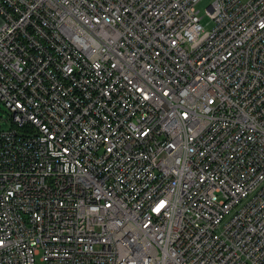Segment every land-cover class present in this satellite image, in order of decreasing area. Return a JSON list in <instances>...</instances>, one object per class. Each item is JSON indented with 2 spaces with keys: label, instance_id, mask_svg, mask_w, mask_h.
I'll list each match as a JSON object with an SVG mask.
<instances>
[{
  "label": "built area",
  "instance_id": "built-area-1",
  "mask_svg": "<svg viewBox=\"0 0 264 264\" xmlns=\"http://www.w3.org/2000/svg\"><path fill=\"white\" fill-rule=\"evenodd\" d=\"M0 0V264H264V0Z\"/></svg>",
  "mask_w": 264,
  "mask_h": 264
},
{
  "label": "rangeland",
  "instance_id": "rangeland-1",
  "mask_svg": "<svg viewBox=\"0 0 264 264\" xmlns=\"http://www.w3.org/2000/svg\"><path fill=\"white\" fill-rule=\"evenodd\" d=\"M210 3L211 0H199L196 4V8L199 10V15L201 16L200 22L206 29H209L211 27V20L207 13V7ZM8 118L9 112L2 101H0V128L8 126Z\"/></svg>",
  "mask_w": 264,
  "mask_h": 264
}]
</instances>
